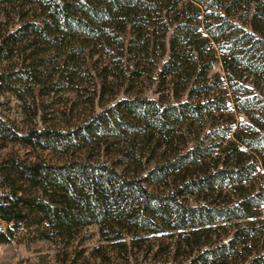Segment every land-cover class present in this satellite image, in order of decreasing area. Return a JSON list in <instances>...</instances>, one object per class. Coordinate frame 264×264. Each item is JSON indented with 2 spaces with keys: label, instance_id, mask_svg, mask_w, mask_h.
I'll return each instance as SVG.
<instances>
[{
  "label": "trees",
  "instance_id": "obj_1",
  "mask_svg": "<svg viewBox=\"0 0 264 264\" xmlns=\"http://www.w3.org/2000/svg\"><path fill=\"white\" fill-rule=\"evenodd\" d=\"M0 5L16 9L19 17L18 28L0 34V61L31 37L49 45L57 35L96 41L111 63L112 53L129 56V92L135 76L153 75L158 95L127 96L64 133L22 132L0 118L1 143L68 151L82 145L79 138L90 140L89 132L99 134L112 117L127 115L144 126L130 131L147 132L150 140L158 136V147H165L163 162L142 178L117 168L121 161L46 164L7 156L0 161L1 245L77 242L98 225L103 239L126 248L124 239L131 236L134 245L140 232L177 230L189 250L186 264H264V0ZM217 67L221 71L213 72ZM22 71L0 74V92ZM237 114L246 120L239 123ZM182 128L194 135V144L174 149L173 137ZM169 177L179 186L167 194L144 187ZM186 196L195 202L180 199Z\"/></svg>",
  "mask_w": 264,
  "mask_h": 264
},
{
  "label": "rangeland",
  "instance_id": "obj_2",
  "mask_svg": "<svg viewBox=\"0 0 264 264\" xmlns=\"http://www.w3.org/2000/svg\"><path fill=\"white\" fill-rule=\"evenodd\" d=\"M16 12V9L0 5V34L3 30L18 28ZM29 40H35L33 45ZM110 56L102 50L99 42L83 43L81 39L70 36L57 35L53 45L43 38L25 40L14 48L11 58L0 61V74L5 78L23 70L18 79L6 81L3 85L0 118L22 132L48 129L64 133L88 123L102 110L127 96L158 98L154 92L153 75L146 78L135 76L129 92L127 83H130V73L126 66L129 56L120 57L118 52L112 53V60L116 63H111ZM220 71V67L213 70ZM236 118L239 123L246 120L242 114H237ZM120 120L112 117L103 124L99 134L89 132L90 140L79 138L82 145L79 148L72 146L68 151L0 142V161L9 155L46 164H66L73 160L94 164H117L121 161L123 165L117 168L125 170L129 176L142 178L163 162L165 147H158L155 141L158 136L150 140L147 132L129 130L130 126L143 128V124H136L127 115H122ZM180 131L177 132L179 136L173 137L174 149L186 150L194 144L195 137L183 128ZM172 179L144 183V187L156 195H164L179 186ZM188 198L191 197L180 199L185 203L195 202ZM0 226L4 224L0 222ZM170 232L173 235H168L167 231L149 235L140 232L135 236L134 245L133 238L126 237L127 247L124 248L119 241L103 239L99 226L93 225L83 232L81 241L77 242L38 240L31 243L27 240L0 244V264H186L189 250L180 242L183 231Z\"/></svg>",
  "mask_w": 264,
  "mask_h": 264
}]
</instances>
